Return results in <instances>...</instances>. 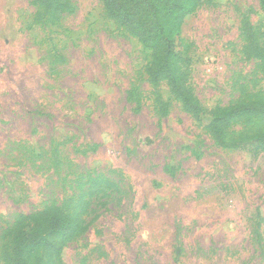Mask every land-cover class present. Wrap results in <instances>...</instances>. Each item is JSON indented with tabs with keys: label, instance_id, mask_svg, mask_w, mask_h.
Here are the masks:
<instances>
[{
	"label": "rangeland",
	"instance_id": "rangeland-1",
	"mask_svg": "<svg viewBox=\"0 0 264 264\" xmlns=\"http://www.w3.org/2000/svg\"><path fill=\"white\" fill-rule=\"evenodd\" d=\"M244 13L264 42L259 0H201L185 18L176 51L207 109L194 118L151 84L150 52L103 0H0V231L49 202L72 213L101 177L112 193L91 200L64 264H264V154L207 132L217 108L264 94L242 56Z\"/></svg>",
	"mask_w": 264,
	"mask_h": 264
},
{
	"label": "trees",
	"instance_id": "trees-1",
	"mask_svg": "<svg viewBox=\"0 0 264 264\" xmlns=\"http://www.w3.org/2000/svg\"><path fill=\"white\" fill-rule=\"evenodd\" d=\"M63 0H32L39 9L59 8ZM201 0H103L106 15L122 30L137 39L150 52L146 66L149 81L154 87L166 83L187 113L201 118L207 113L189 85L188 73L183 68L184 59L176 51L185 18L200 5ZM264 12V0H259ZM242 56L254 62L264 73V42L261 30L252 23L250 13L240 19ZM166 108V107H165ZM167 109V108H166ZM166 109L163 115H166ZM248 124L245 130L234 133V126ZM214 143L227 149H238L253 157L264 154V94L239 99L217 108L207 125ZM97 183L83 185L88 199L81 201L72 213H67L58 203L49 202L42 209L28 214H13L0 231L3 264H34L41 256L42 264H64V247L85 233L84 214L93 199L109 197L113 183L97 179ZM259 244L262 235L254 234Z\"/></svg>",
	"mask_w": 264,
	"mask_h": 264
}]
</instances>
